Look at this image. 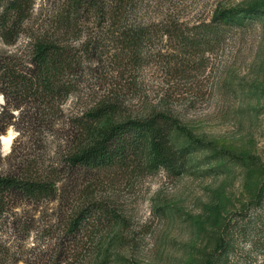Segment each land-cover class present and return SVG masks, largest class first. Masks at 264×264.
<instances>
[{"label":"rangeland","instance_id":"1","mask_svg":"<svg viewBox=\"0 0 264 264\" xmlns=\"http://www.w3.org/2000/svg\"><path fill=\"white\" fill-rule=\"evenodd\" d=\"M68 2L35 0L15 45H6L0 32V63H29L36 40L57 29ZM255 3L264 0H141L139 15L148 23L195 25L210 22L221 9ZM93 27L94 20L84 18L78 47ZM214 57L207 69L186 75L174 63H147L125 76L111 63H84L70 77L74 93L36 124L33 117L46 113L43 106L16 97L8 104L0 93V114L10 107L4 121L15 117L0 136V173L22 169L58 187L54 199L19 201L1 216L0 264H102L109 253V264H202L204 253L216 247L220 226L241 215L264 185V12L231 32ZM115 91L126 98V114L169 112L202 141L171 134L173 147L183 152L180 175L164 168L90 172L70 166L82 135L79 118ZM118 121L107 118L101 134ZM11 133L6 151L3 137ZM94 203L117 217L71 234L74 213Z\"/></svg>","mask_w":264,"mask_h":264},{"label":"trees","instance_id":"2","mask_svg":"<svg viewBox=\"0 0 264 264\" xmlns=\"http://www.w3.org/2000/svg\"><path fill=\"white\" fill-rule=\"evenodd\" d=\"M140 1L69 0L58 15L57 29L36 40L29 63H0V93L7 103L16 97L36 103V107L43 106V112L54 109L56 102H65L74 93L70 77L78 75L84 63H111L121 76L135 75L147 63H174L184 75L207 69L229 34L264 12V3H255L240 10L221 9L210 22L195 25L178 20L148 23L139 15ZM34 5L35 0H0V32L6 45L18 42ZM86 17L94 20V27L78 47L76 42L84 36L82 22ZM124 97L115 91L79 118L82 135L69 157L70 166L90 172L154 173L164 168L180 175L184 170L183 152L173 147L171 134L180 133L195 143L202 141L169 112L146 117L126 114ZM6 109L10 107L0 114V136L5 135L15 118L4 121ZM50 115L46 112L33 120L36 124ZM109 117L119 121L101 134V124ZM57 191L55 180L35 177L22 169L0 173V218L19 201L41 203L54 199ZM240 214L220 226L216 247L204 253L202 264H264V236L258 237V232L264 231V185ZM113 216L117 217L108 206L90 204L77 209L69 230L75 235L88 228L90 222ZM110 254L102 264L111 262Z\"/></svg>","mask_w":264,"mask_h":264},{"label":"bare ground","instance_id":"3","mask_svg":"<svg viewBox=\"0 0 264 264\" xmlns=\"http://www.w3.org/2000/svg\"><path fill=\"white\" fill-rule=\"evenodd\" d=\"M4 138V144L6 145H10L12 144L13 140H14V136L13 134L11 133L10 136H6V137H3Z\"/></svg>","mask_w":264,"mask_h":264},{"label":"water","instance_id":"4","mask_svg":"<svg viewBox=\"0 0 264 264\" xmlns=\"http://www.w3.org/2000/svg\"><path fill=\"white\" fill-rule=\"evenodd\" d=\"M9 134V133H8ZM10 148V145L5 146L6 151Z\"/></svg>","mask_w":264,"mask_h":264}]
</instances>
